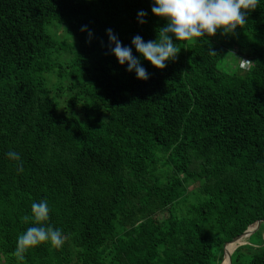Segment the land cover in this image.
<instances>
[{
  "label": "trees",
  "instance_id": "obj_1",
  "mask_svg": "<svg viewBox=\"0 0 264 264\" xmlns=\"http://www.w3.org/2000/svg\"><path fill=\"white\" fill-rule=\"evenodd\" d=\"M153 2L0 0L4 264H71V249L47 243L22 261L13 255L18 236L36 226L22 217L42 200L50 208L45 226L70 236L80 264H221L224 243L256 221L259 244L238 247L231 264L245 255L247 264H264V0L233 34L193 42L173 37L180 53L163 70L132 44L136 35L155 41L166 25L152 13ZM55 24L64 25L72 44L55 41L49 32ZM108 29L131 47L149 79L119 63ZM235 45L252 60L242 74L219 68ZM61 51L70 53L64 64L53 61ZM53 72L58 82L49 87L46 75ZM63 90L70 95L61 107ZM156 149L168 153L163 180L149 169ZM9 151L20 155L22 173ZM190 180L200 182L202 199L175 215ZM152 199L168 206V217L126 227Z\"/></svg>",
  "mask_w": 264,
  "mask_h": 264
},
{
  "label": "clouds",
  "instance_id": "obj_2",
  "mask_svg": "<svg viewBox=\"0 0 264 264\" xmlns=\"http://www.w3.org/2000/svg\"><path fill=\"white\" fill-rule=\"evenodd\" d=\"M259 0H154L152 13L167 21L166 25L157 29V39L145 42L136 35L132 38L135 46L147 61L157 69L166 68L168 61L175 60L180 49L175 41L193 42L197 38L214 37L217 32L233 34L235 30L243 28L248 21V14L255 11ZM146 12L138 13L139 22L146 23ZM87 31L86 28L82 29ZM111 45V52L116 56L121 65L127 63V71H135L137 78L149 79V73L141 66L140 61L133 56L131 47L124 46L111 29L107 30ZM92 34L89 32V36ZM210 55H217L212 49ZM244 62L250 64L251 61ZM8 158L17 162V170L24 171L23 161L15 151L7 153ZM32 216L22 217L24 222L30 219L36 226L27 228L17 238L16 250L13 255L20 261L29 249L43 243H50L55 248H60L65 242L62 230L47 225L50 219V208L47 200L31 205Z\"/></svg>",
  "mask_w": 264,
  "mask_h": 264
},
{
  "label": "rangeland",
  "instance_id": "obj_3",
  "mask_svg": "<svg viewBox=\"0 0 264 264\" xmlns=\"http://www.w3.org/2000/svg\"><path fill=\"white\" fill-rule=\"evenodd\" d=\"M49 32L52 35V37L55 39V41L58 43H64L66 45H70L73 43L72 38L66 36L64 31V25L62 24H55L49 27ZM57 56L58 57L53 58V61H55L56 63L64 64L69 59L70 53L67 51H61L58 53ZM99 56H100L99 51H96L92 59L89 60L88 65L90 67H94L95 63L99 59ZM243 60L252 62L251 57L248 54V51L244 48L235 45L232 48L224 51L219 68L225 72H235L242 74L243 72L247 71L252 65V63L248 64ZM46 78L48 80L49 87H52L56 82H58V77L55 72L51 74H47ZM63 83L66 85L68 82L66 81V79H64ZM68 95H70L69 90H63L59 92L57 99L61 107L64 106L65 100L67 99ZM153 155L156 160L151 165H149V169L153 171V173L157 175L160 180H163L164 174L168 167V163H167L168 153L162 149H156L153 151ZM181 177L184 178L185 175L182 174ZM199 187H200L199 181L190 180L189 182L184 183L183 184L184 193L179 199L175 201L174 207L172 209V213H174L175 215H185L189 208V205L195 204L199 200H201L202 196L200 195ZM168 214H169L168 206H164L157 199H152L149 200L148 204L146 205L145 211L143 213L136 212L133 217V220L129 221L126 227L136 226L138 223L143 222L147 218H151L156 223H160L168 217ZM252 234H251L252 235L251 238H249L250 236L249 235L246 238L242 239V241H239L237 243V246L240 247L247 244L248 246L258 245L260 242L259 235L257 236L255 232H253ZM64 237H65V242L62 247H66L69 250L71 249L73 253V260L71 264H80L77 256V248L73 246L70 236L66 235ZM47 245L53 249H59L51 246L50 243H47ZM232 245L228 248V251H230ZM242 251L245 254L246 249L245 250L242 249ZM247 260L248 258L245 255L242 258L238 259L236 264H247ZM0 264H4L2 257H0Z\"/></svg>",
  "mask_w": 264,
  "mask_h": 264
},
{
  "label": "water",
  "instance_id": "obj_4",
  "mask_svg": "<svg viewBox=\"0 0 264 264\" xmlns=\"http://www.w3.org/2000/svg\"><path fill=\"white\" fill-rule=\"evenodd\" d=\"M259 224H260V221H256L255 223H253L252 225H250L249 227H247V229L245 231H243L240 235H237V236L233 237L230 241L225 242L224 245H223V247L226 244L235 243L236 241H239V240L244 239L247 236L251 235L253 232H255L257 230ZM228 261H229V264H231V256L230 255L228 256Z\"/></svg>",
  "mask_w": 264,
  "mask_h": 264
},
{
  "label": "bare ground",
  "instance_id": "obj_5",
  "mask_svg": "<svg viewBox=\"0 0 264 264\" xmlns=\"http://www.w3.org/2000/svg\"><path fill=\"white\" fill-rule=\"evenodd\" d=\"M250 230H251V229H250ZM239 241H242V239L239 240ZM239 241H236L235 243H229V244L226 245V247L224 248L223 259H222V263H221V264H229L228 256L231 255V254L237 249V247H238V246H237V243H238ZM231 244H233V245H232L230 251H228V247H229ZM228 252H229V254H228Z\"/></svg>",
  "mask_w": 264,
  "mask_h": 264
}]
</instances>
